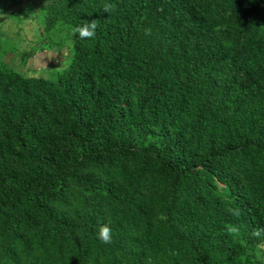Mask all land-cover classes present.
Listing matches in <instances>:
<instances>
[{
    "label": "trees",
    "instance_id": "16d2710c",
    "mask_svg": "<svg viewBox=\"0 0 264 264\" xmlns=\"http://www.w3.org/2000/svg\"><path fill=\"white\" fill-rule=\"evenodd\" d=\"M34 7L71 45L0 64V264H259L264 0Z\"/></svg>",
    "mask_w": 264,
    "mask_h": 264
},
{
    "label": "rangeland",
    "instance_id": "374dc122",
    "mask_svg": "<svg viewBox=\"0 0 264 264\" xmlns=\"http://www.w3.org/2000/svg\"><path fill=\"white\" fill-rule=\"evenodd\" d=\"M47 0H0V64L11 67L25 76L52 78V75L64 68L68 62L69 47L66 41L58 48H43L41 36L40 11L35 4ZM63 32L56 36L49 34L52 41H61ZM62 44V41H61ZM264 248V247H263ZM262 248V250H263ZM264 264V252L257 250L253 259Z\"/></svg>",
    "mask_w": 264,
    "mask_h": 264
}]
</instances>
